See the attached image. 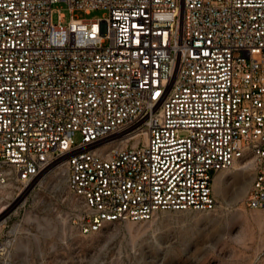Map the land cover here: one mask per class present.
Segmentation results:
<instances>
[{"label":"built area","instance_id":"2783aa9c","mask_svg":"<svg viewBox=\"0 0 264 264\" xmlns=\"http://www.w3.org/2000/svg\"><path fill=\"white\" fill-rule=\"evenodd\" d=\"M238 164L264 209V0H0V185L64 166L90 234L213 210Z\"/></svg>","mask_w":264,"mask_h":264},{"label":"rangeland","instance_id":"374dc122","mask_svg":"<svg viewBox=\"0 0 264 264\" xmlns=\"http://www.w3.org/2000/svg\"><path fill=\"white\" fill-rule=\"evenodd\" d=\"M54 8L55 21L58 9L70 19L66 2ZM75 12L93 20L108 14ZM252 173L249 164L221 171L213 210H165L82 234L75 223L81 200L64 166L49 167L29 183L0 185V264H264V209L244 203Z\"/></svg>","mask_w":264,"mask_h":264},{"label":"bare ground","instance_id":"6f19581e","mask_svg":"<svg viewBox=\"0 0 264 264\" xmlns=\"http://www.w3.org/2000/svg\"><path fill=\"white\" fill-rule=\"evenodd\" d=\"M246 165H248V164H242V165H241V164H238L236 168H242V167H244V166H246ZM238 166H240V167H238ZM222 181H223V178L219 177V178L216 180V186L221 185V184H222Z\"/></svg>","mask_w":264,"mask_h":264},{"label":"crops","instance_id":"0c3cea01","mask_svg":"<svg viewBox=\"0 0 264 264\" xmlns=\"http://www.w3.org/2000/svg\"><path fill=\"white\" fill-rule=\"evenodd\" d=\"M217 177H221L222 178V176H217Z\"/></svg>","mask_w":264,"mask_h":264}]
</instances>
